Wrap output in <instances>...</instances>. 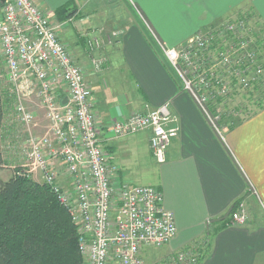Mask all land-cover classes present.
<instances>
[{
  "label": "built area",
  "instance_id": "2783aa9c",
  "mask_svg": "<svg viewBox=\"0 0 264 264\" xmlns=\"http://www.w3.org/2000/svg\"><path fill=\"white\" fill-rule=\"evenodd\" d=\"M247 24L244 18L227 19L198 31L180 47L162 46L182 87L217 131L219 116L210 113L207 104L214 101L215 94H227L224 76L246 87L243 83L248 81V69L253 67L257 73L264 69L254 59L255 50L248 49L255 40ZM58 27L34 0H0V51L6 78L21 98H39L48 122L41 136L25 140L28 167L23 164L17 173L41 172L42 182L51 187L77 227L82 264H141L146 248H161L175 237L174 215L165 208L157 186L125 181L119 166L112 162L100 142L102 123L84 69L61 39ZM120 32L112 30L102 36L99 31L86 38L94 71L104 63L95 51ZM62 86L65 100L59 92ZM14 111L27 124L34 118L21 103L14 105ZM171 122L168 105L163 104L111 121L107 129L113 138L150 131L152 156L161 163L178 131ZM56 160L61 162L66 184L59 181ZM260 206L264 211L261 201ZM247 218L245 201L239 200L231 211L229 225H243ZM205 248L206 243L200 242L170 250L159 264H199Z\"/></svg>",
  "mask_w": 264,
  "mask_h": 264
},
{
  "label": "crops",
  "instance_id": "0c3cea01",
  "mask_svg": "<svg viewBox=\"0 0 264 264\" xmlns=\"http://www.w3.org/2000/svg\"><path fill=\"white\" fill-rule=\"evenodd\" d=\"M34 1L59 24L61 39L83 67L102 123L100 142L123 179L124 170L150 166L146 184L161 190L165 208L174 215L176 235L167 249H184L205 240L207 248L199 264H264V211L260 206V201L264 204V103H256L257 109L244 117L237 113L240 123L217 131L184 90L162 51L163 45L184 43L200 28L242 10L252 12L264 26V0H113L116 10L125 14H112L106 25L95 0ZM67 3L73 13L62 20L57 16L62 14L55 11ZM114 25L121 32L95 51L104 62L95 72L85 40L103 26ZM59 92L65 100L64 86ZM163 104L173 119L170 124L178 127L163 162L152 156L150 131L117 138L110 135L107 126L111 121ZM55 167L59 181L66 184L59 160ZM238 199L245 201L247 221L229 225L225 222L231 215L228 210ZM220 224L223 227L218 229Z\"/></svg>",
  "mask_w": 264,
  "mask_h": 264
},
{
  "label": "trees",
  "instance_id": "16d2710c",
  "mask_svg": "<svg viewBox=\"0 0 264 264\" xmlns=\"http://www.w3.org/2000/svg\"><path fill=\"white\" fill-rule=\"evenodd\" d=\"M68 5L63 4L55 11L62 14L57 15L62 20L73 13L68 12ZM257 25L258 30L252 31L255 43L249 44L248 49L262 42L260 36L264 35V26ZM260 65L264 67L262 63ZM222 98L215 94L214 101L218 103ZM213 106L207 104V109L215 114ZM237 113L219 114L217 127L229 129L240 123ZM4 114L5 103L0 89V168L4 165L1 149ZM19 171L14 168L8 179L0 178V264H82L77 227L66 208L47 183L18 174ZM239 200L232 204L229 213ZM225 222L230 223L229 217ZM221 227L220 224L218 229Z\"/></svg>",
  "mask_w": 264,
  "mask_h": 264
},
{
  "label": "rangeland",
  "instance_id": "374dc122",
  "mask_svg": "<svg viewBox=\"0 0 264 264\" xmlns=\"http://www.w3.org/2000/svg\"><path fill=\"white\" fill-rule=\"evenodd\" d=\"M115 2H118L117 0ZM115 2L113 0H95V4L99 7L105 8V10L100 9L101 17H104L106 25L108 21L112 20L111 15L115 13L125 14L124 11L116 10ZM115 8L114 11L111 9ZM71 10V8H69ZM75 11V10H74ZM70 12V11H68ZM253 13L246 10H242L240 13L233 14L232 16L222 19L221 21L214 22L208 26L200 28L198 31H205L215 26H218L221 22L226 21L227 19H239L244 18L248 20V26H250L254 31L258 30L259 25H257V20L255 16H252ZM116 27V25H114ZM122 28L108 27L103 26V29H100V33L105 32L108 34L112 30L121 31ZM194 36V34H193ZM260 44H256L252 49L255 50L254 59L257 64L264 65V35L262 34ZM254 41L256 37H251ZM180 44L173 45V47H180ZM183 44V43H182ZM222 46H225L224 44ZM216 49L211 51L215 53ZM96 55V54H95ZM247 80L243 85L246 87H238L241 82L236 81V85L232 82V78L228 75L224 76V81H227L229 95L223 96L221 102L217 103L212 101L209 104H213V111L216 115L227 114L228 112H238V115L241 117L246 116L249 113L254 112L257 109L256 103H264V69L260 72L252 67L248 69ZM97 70L95 72H99ZM227 71V70H226ZM0 89L2 92L3 100L5 103V114H4V123L1 137V149L2 155L4 157V165L0 168V178L3 180L8 179L12 175L14 168H24L23 164L27 163V145L25 140L29 136H41L48 128V122L45 118L43 108L41 106L40 100L37 96L33 95L30 98H21L17 95V92H14L10 82L6 78V65L0 51ZM225 101V103H224ZM21 103L29 111L33 112V120L30 123H25L19 120L17 113L14 111V105ZM39 111V117L36 115V112ZM42 120V122H40ZM219 129L221 126L218 125ZM26 154V155H25ZM27 167L28 165L25 164ZM29 177L35 181H41L42 174L39 170L29 172ZM123 176L125 181L136 183V184H146L151 176L150 166L146 165L143 168L132 167L131 170H124ZM207 241L203 240L202 243ZM168 244L161 248L148 247L144 250L142 254L141 264H159L162 258H164L168 253L169 249Z\"/></svg>",
  "mask_w": 264,
  "mask_h": 264
},
{
  "label": "bare ground",
  "instance_id": "6f19581e",
  "mask_svg": "<svg viewBox=\"0 0 264 264\" xmlns=\"http://www.w3.org/2000/svg\"><path fill=\"white\" fill-rule=\"evenodd\" d=\"M201 243L203 242V240L202 241H200ZM200 242H197V243H200Z\"/></svg>",
  "mask_w": 264,
  "mask_h": 264
}]
</instances>
